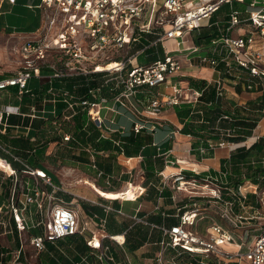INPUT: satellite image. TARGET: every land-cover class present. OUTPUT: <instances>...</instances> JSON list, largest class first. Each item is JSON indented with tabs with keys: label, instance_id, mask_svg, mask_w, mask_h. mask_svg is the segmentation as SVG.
<instances>
[{
	"label": "built area",
	"instance_id": "built-area-1",
	"mask_svg": "<svg viewBox=\"0 0 264 264\" xmlns=\"http://www.w3.org/2000/svg\"><path fill=\"white\" fill-rule=\"evenodd\" d=\"M246 2L247 0H41V28L35 36L23 39L20 43L17 51L21 57L20 68L13 76L0 80V92L17 88L19 96H23L30 92L29 82L42 77L51 81L86 77L90 74L118 73L125 88L123 94L113 102L101 99L99 102L81 103L88 109L92 122L102 130V108H108L110 103L126 107L128 102L132 106L136 95L144 88L154 90L170 84V95H156L146 100L148 109L155 116H160L167 108L182 104L198 105L204 92L191 87L184 88L181 80L176 79L185 71L186 66L210 67L224 75L233 85H241L247 92L256 91L264 84V0H249L245 14L232 10L226 33L208 47L195 46L193 38L189 37V34L209 27L212 18L223 6L232 7ZM236 28H240V31L233 35ZM157 29H163L157 42L175 43L173 52L165 48L164 59L149 66H135V59L129 58L125 62L116 63V67L110 70L109 66H101L98 62L102 59L112 60L116 52L136 43L139 35L152 34ZM52 52H56L62 59L60 68L47 64ZM194 55L196 57L192 58ZM100 67L107 70L99 71ZM45 69L49 76H44ZM124 72L125 77L122 76ZM223 82L222 79L216 82L217 99L225 96ZM67 103L73 110L74 104L69 101ZM38 113L45 112L34 106L25 117L36 119ZM14 115L22 116L18 108L7 107L0 112V125L7 128L8 120ZM155 130L156 125L148 128L147 124L141 122L135 123L133 127L135 134ZM227 136L233 137L234 132L228 131ZM70 138L66 135L64 141L68 142ZM263 140L264 135L253 132L242 143L209 141L207 147L201 146L198 151L205 154L216 149H227L230 153L240 148L250 150ZM87 152L91 154V150L87 149ZM0 159L13 169L9 173L0 165V239L13 234L20 238L14 249L5 248L0 241V264H40L38 261L32 262V259H37L46 252L48 244H56L71 237L83 238L93 252L100 254V259L103 254L110 253L112 243L123 248L125 234L122 235V241L117 240V236L107 235L104 231L105 220L82 218L71 204L58 200L55 195L61 188L53 185L51 177L45 171L34 169L1 143ZM12 162L18 163L21 170L15 169ZM250 165L264 168V155L257 161L250 162ZM92 168L96 169L93 159ZM193 173L200 176L196 171ZM19 174L29 178L22 191L18 188L21 183ZM101 175L102 173L99 177ZM160 176L164 186L171 184L174 201L182 193H187L190 198L203 197L209 199L210 203L221 204L220 218L233 222L237 229H242L246 221L256 223L259 220V224H255V230L246 231L247 234L255 233L250 242L248 238L237 239V236L219 223L211 224L204 234H200L195 228L205 217L198 208L188 210L177 216L178 225L170 228L152 225L168 241L161 244V252L156 254L150 264H177L174 259L166 258L169 249L175 251L177 256H190L198 264H264V177L257 183L246 179L238 188L228 189L214 185L218 180L209 177L188 179L183 170L171 176H165L163 171ZM222 185L226 186L227 182ZM44 186L50 187L51 192L45 191ZM139 189L141 192L132 202L144 194L145 189L138 187ZM224 191L233 192L229 194ZM227 195L231 198L224 200ZM109 201L111 204L95 205H99L107 214L124 215L121 209L115 210L112 203L117 201L123 204L129 201ZM247 201L250 203L247 204ZM235 205L254 211L253 215L247 217L244 213L234 216L232 211ZM203 210L206 212L209 208ZM134 221L136 224L145 223L138 216L134 217ZM37 230L40 232L35 233ZM23 234L28 235L27 244L22 240ZM27 245L32 248L33 254L26 252ZM126 258V263L117 261L114 255H110L109 260L112 264H131Z\"/></svg>",
	"mask_w": 264,
	"mask_h": 264
},
{
	"label": "trees",
	"instance_id": "trees-1",
	"mask_svg": "<svg viewBox=\"0 0 264 264\" xmlns=\"http://www.w3.org/2000/svg\"><path fill=\"white\" fill-rule=\"evenodd\" d=\"M245 4L247 6V2ZM233 6H229V10H236ZM231 11L222 16H217V14H215V17L212 19V25L196 31L192 37L194 45L198 47H208L214 42L219 41L222 35L226 33L225 30ZM220 19H222L224 23L217 26L215 23ZM162 34L163 29H157L152 34L139 35V39L136 42L137 44L135 43L137 45L135 53L139 52L138 55L135 54V59L140 62L139 66H149L159 59H164L166 57V49L161 42H157ZM143 57L145 58L143 59ZM101 77H103V74H95L93 77L79 76L53 79L51 81L47 79L45 83L41 84L38 88L24 94L21 97L22 106L30 104L36 98L40 100L43 98L52 99L51 97L54 96V93L59 94L58 98L54 99L56 103L55 108L59 112V116L33 121L32 124H30L29 118L20 116L19 119L23 120L21 123L23 126L27 127L31 125V127H34L36 130L45 129L46 124L49 126L55 124L63 132V135L57 136L54 140H45L44 144L42 142L31 143L29 140L18 138L13 140V147L19 151L35 150L37 160H41L46 154L47 149H50L52 143L55 145H62L64 137L69 135L71 137L70 141L65 142V148H67L66 153L64 154L62 151L57 153L64 159L76 160L78 163L89 165L98 177L99 174L102 173L99 177L101 181L94 184L101 189V191L110 193L115 191L107 187L111 184L110 180L114 179L115 176L121 175L122 172L118 157L120 155H124L127 158L142 157L143 161L141 162V168L145 176L143 185L148 189V195L158 194L159 192L157 189L161 182L160 173L164 171L167 164L164 159L144 156L142 149L146 147V145L152 144L151 137L134 133L129 137L118 138L115 136L110 139L105 138L90 119L88 109L81 105L83 101L99 102L101 99L114 100L125 91L122 84L118 86L114 82L107 81L106 85L101 84ZM190 86L191 88L193 87V89L202 91L206 85L205 83L200 84L191 81ZM209 87L210 91L207 97L205 98L203 95L202 98L204 99L202 100L204 104L195 106L182 104L180 106H175L176 114L183 124L181 133L189 135L195 140L192 152L197 156V159H201V156L198 154V148L201 146L207 147L209 141L219 142L220 140H227L236 144L246 141L252 136L260 119L264 117V90L262 96L255 102H250L248 104V109H256L259 111L257 118L249 119L237 116V114L232 115L225 111L222 108V99L216 98V86L215 88ZM258 89L262 91V88ZM65 94L67 96H65ZM68 101L74 104L75 108L71 110L67 116L70 119L66 120L67 117L63 116L62 112L68 109ZM243 111L246 112L247 109L245 108ZM28 113L23 114L27 115ZM8 122L11 125H16L18 123L12 119H9ZM228 131H233L234 136L228 137ZM263 146L264 140L256 144L250 150L240 148L230 154V158L226 161L225 166L228 163L231 164V167H234V173L231 174V177H228V183L225 188L236 189L246 179H250L254 183H257L259 179L264 177V168H255L247 161L254 150L260 151ZM87 149L91 150V154L87 152ZM16 154L20 157H27V155L19 152H16ZM49 156H51V151ZM211 156V152L205 155V157ZM92 159L96 169L92 168ZM37 160L36 163L39 162ZM11 164L16 169L14 162ZM33 166L32 167L37 170V167L35 165ZM222 170L226 169L222 167ZM45 172L51 177L50 172ZM184 174L188 179L204 178L203 175L197 176L191 172H184ZM165 192L166 189H164L160 195L165 196ZM58 195V197H63L65 199L61 201L71 204L73 200L71 196L64 194ZM82 208L89 217L95 218L97 221L105 220L106 224L104 229L108 234H111V236L125 234L126 240L122 248L123 255L116 252L114 253L115 259L119 262L124 261V254H127L133 255L132 259H130V263L137 264V261H135L137 259L134 255L138 250L144 247V245L148 243L153 245L156 244V247L153 248L156 250V254H158L161 252V244L168 241V238L164 237L160 230L152 228V225L158 226V223H160V221L156 219L151 218L144 221L145 223H135L133 226L129 227L124 223H119L111 213L107 214L103 208L91 206L86 203L82 204ZM178 224L179 223L175 225ZM149 258L144 256V259ZM166 258L168 260L174 259L177 264H198L188 255L177 256L172 249L167 251Z\"/></svg>",
	"mask_w": 264,
	"mask_h": 264
},
{
	"label": "crops",
	"instance_id": "crops-1",
	"mask_svg": "<svg viewBox=\"0 0 264 264\" xmlns=\"http://www.w3.org/2000/svg\"><path fill=\"white\" fill-rule=\"evenodd\" d=\"M40 5L41 0H0V42L6 39H11L16 40V42L20 44L23 39H28L35 36L41 28L43 22V10L40 9ZM223 23L224 22L222 21V19H220L216 21L215 24L218 26L219 24ZM210 25H212V20L210 22ZM171 44L175 46L174 42H171ZM176 79L181 80L182 86L184 88L191 87V81L200 84L205 83L206 86L202 90L204 92L205 98L210 91L209 86L215 88L216 82L222 79L224 80L223 83L225 89V96L221 100L222 108L232 115L237 114V116L249 119H255L258 117L259 111H257L256 109L251 110L247 107L250 102H255L260 96H262L264 84L262 87H260L262 88V91L258 89L253 92H247L243 86L233 85L230 80H228L226 77L224 78V75H221L218 71H215L210 67H199L198 65H195L191 68L186 66L185 71ZM37 80L38 83L40 82V84H42V81L40 79ZM29 84L28 89L30 91L38 88V86L40 85L35 84L32 85L31 88H29ZM171 93L172 90L170 84H167L165 86V90H147L145 88L141 89L136 95L135 104H133L134 102L132 103V107H134L137 113L133 112L129 108L128 102H126V107H123L120 104L113 105V103H110L108 105V108H102L101 117L103 119V129L99 131L105 138L110 139L115 136H117L118 138H122L129 137L130 135L134 134L133 127L135 123H145L147 124L148 128L156 125V130L154 132L144 131L140 133V135L143 136H150L152 142V144L146 145V147L142 149V152L144 156L161 158L166 161L167 165L164 169L165 176H171L178 173L180 170H183L184 172L196 171L197 173L203 175L204 178L209 177L212 180L220 179V183L223 184L224 181H222L221 176H224V174L226 173L227 175H230L226 170H222V167L226 168L225 163L230 158V151L227 149H216L215 151H208L205 154H201L199 152L198 154L199 156H201V160H196L197 156L191 153V151H193V145H195V140L193 137L181 133L183 124L176 114L175 107L165 109L160 116H155L148 109V103L146 101L147 98L154 97L156 95H170ZM7 94L19 96L17 88H10L7 91H1L0 112L5 110L7 107L16 109L18 108L22 117L25 118V116L30 113L31 107L35 106L34 101H32L30 104L22 106V96L17 97V99H15L16 97L12 99L7 96ZM202 100L204 99H201L200 104H204ZM109 101L113 102V100ZM245 108L247 109L246 112L243 111ZM110 109H113V111ZM44 112L45 113H38V117L36 119L29 118L30 124H32L33 121L46 119L45 114L47 113V111L44 110ZM23 113L28 114L26 115ZM19 117L20 116L18 115H14L10 118L13 121L18 122L16 125H11L9 122L7 128H4L0 125V143L8 147L16 156V152L27 155V157H18L28 162L31 166L35 165L38 170L49 172V168L46 165L48 161L44 159L45 156H43L41 160H37L35 150L19 151L13 147V140L18 138L29 140L31 143L42 142L44 144L45 140H48L49 137L46 136L47 131H45L44 129L36 130L34 127H31V125L27 127L23 126L21 124L23 120H20ZM254 132L258 135H264V117L260 119L259 124ZM210 152L212 153V156L205 157V155ZM49 154L50 149H47L46 155L49 156ZM263 155L264 146L262 147V153L260 154V157ZM36 160L39 162L36 163ZM142 161V157L127 158L124 155H120L118 157V162L122 167L120 177L122 182L127 184L124 188H127V186H129L130 184L137 187L129 191H125V193L133 192L131 194H124L117 197L114 195V192L119 193V191L115 190L111 193L103 192L101 191V189L97 188L94 183L93 184L101 192L113 194L114 198H111L109 200L123 199L125 201H129L125 203H138V207L134 208V210L130 214H125L122 209V206H124L125 203L121 204L117 201L112 203L115 210L121 209L124 213V215L121 216L115 213H111L119 223H124L131 227L135 224L134 217L138 216L144 221L151 218L156 219L160 221V223H158V226L167 228L175 226V224L179 223V218L177 216L182 215L184 212L188 211V208L192 207L196 203L184 205L181 203H177V201H174L172 199L174 193L171 190V184H169L168 186H164L162 179L157 189L159 193L153 195H148V189L145 188L142 183L134 184L130 182V175H132V173L137 171L143 172L141 168ZM14 164L17 170L21 169V166L18 163ZM228 177L229 176L225 177V181H228ZM138 187L145 188V192L142 196L138 197L135 202H132L136 198L137 194L141 192L140 189L138 190ZM43 189L47 192H51L50 187L44 186ZM164 189H166V192L164 194L165 196H161L160 194ZM77 198H80L92 204L98 203L96 200H92L86 195L83 196L82 194L80 196H77ZM109 200L106 199L105 204H111ZM198 201L200 200L194 202L198 203ZM82 204L84 203H81V205H79V208L75 209L81 214V216L83 215L82 218L90 219L91 217H89L83 210ZM207 209L208 207L205 208V210ZM39 232L40 230L35 231V233ZM106 234L111 236V234H108L107 232ZM117 237L118 240H123L122 235H117ZM1 240L2 238L0 239V241ZM155 245L156 244L153 245L151 243H148L135 253L134 257H136L137 259L135 260L137 261V264H150L151 259H143L142 253L145 248L156 247ZM26 252L29 255L33 254V250L29 245H27L26 247ZM115 252L123 255L122 249L113 246L110 250V253L107 255L103 254L102 259H100V254L93 252L91 248L86 245L83 238L76 237L63 240L56 244H48L47 251L42 253L39 258L32 259V262L38 261L40 264H112L109 258L110 255H114ZM126 257H128L130 261L133 255L125 256L124 254L125 263L127 261Z\"/></svg>",
	"mask_w": 264,
	"mask_h": 264
},
{
	"label": "rangeland",
	"instance_id": "rangeland-1",
	"mask_svg": "<svg viewBox=\"0 0 264 264\" xmlns=\"http://www.w3.org/2000/svg\"><path fill=\"white\" fill-rule=\"evenodd\" d=\"M249 0H247V4H248ZM234 9L238 10L239 12H241V14H245V10H246V4L240 5V4H235ZM230 7L229 5H225L223 6L220 11L217 13V16H222L225 15L226 13H229ZM242 29V28H241ZM240 31V28H236V30H234L233 35H237ZM196 32V31H195ZM189 34V37L192 39V37L194 36V33ZM137 44V43H136ZM135 43H131L127 48H125L124 50L120 51V52H116L113 59L112 60H99L98 62L101 63V66H109V65H113L116 63H119L121 61L125 62L126 60H128L129 58H136V55H138V53H135L136 49H137V45ZM164 48L169 49L170 51H174L175 46L171 44V42H164L163 44ZM20 44L16 42V40H11V39H6L3 40L2 42H0V79L5 78V77H10L13 76L17 70L20 68V55L17 53L18 48H19ZM136 54V55H135ZM196 57V55L192 56V58ZM145 57H143L144 59ZM62 59L59 58V56L57 55L56 52H52L51 56L48 58L47 64H50L51 66H55L56 68H60L61 67V63ZM133 64L135 66H139L140 62L138 60H134ZM91 66V65H90ZM147 66V65H145ZM89 67V66H88ZM264 68V67H263ZM44 76H49V74L47 73V69L44 70ZM103 77H101V84L106 85V81L108 82H114L116 85L120 86L121 85V77L120 74L118 73H102ZM94 74H90V75H86V77H93ZM123 77H125V72L122 74ZM42 81V84L45 83V81L47 80L46 77H42L40 79ZM38 83L37 79H33L31 80L30 84H29V88H31L32 85H35ZM40 82L37 84L39 85ZM41 85V84H40ZM39 85V86H40ZM38 86V87H39ZM165 86L163 85L161 86L160 90H165ZM156 89V90H158ZM58 93H54V96L51 97L52 99H48V98H43V99H38L36 98L34 100V105L37 108V110H45L47 111L46 115V119L47 118H54L59 116V112L56 110L55 106L56 103L54 101V99L58 98ZM10 98L14 99V97H16L15 99H17V97L19 96H13L8 95ZM126 102V101H125ZM127 104V103H126ZM200 104V103H199ZM129 108L137 113L134 109V107H132L131 105H129ZM75 107L73 106V109ZM71 108L68 107V109L64 110L62 112L63 116L67 117L69 115V112H71ZM70 118H66V120H69ZM48 123V122H47ZM45 131H47L46 136H49L48 139L49 140H54L57 136H62L63 132L60 130V128L58 126H56L55 124H53L52 126H49L48 124L45 125ZM65 142H63L62 145H55L54 143L51 144L50 146V151H51V156H47L46 154L44 155V159L48 161V163L46 164L47 167L49 168V172L51 174V178H52V183L53 185H56L57 187L61 188V191H59L55 197L59 200H65L63 197H58V194H64V195H68L71 196L73 198L71 205L72 207L75 208H79V205H81V203H86L89 204L91 206H95V207H99L101 208L99 205H95L92 203H88L80 198H77V196H80L81 194L84 196L86 195L88 198L92 199V200H96L98 202V204H105L106 203V199L103 198L102 196L98 195L96 192H94L91 188H89L88 186L84 185L82 183V181L84 179H87L93 183L96 182H100V178L98 176L95 175V173L92 171V169L89 167V165L87 164H81L78 163L76 160H68V159H64L63 157H60V154L57 152H63L64 154L66 153L67 148H65ZM60 150V151H59ZM191 153L194 155V153L191 151ZM262 153V149L260 151H255L250 155V157L248 158V162H252V161H257L260 158V154ZM196 158V157H195ZM196 160H201V159H196ZM225 168V167H224ZM226 171L230 174L227 176L231 177V174L234 173V167H231V164H227L226 165ZM21 169H18V171H20ZM122 171V170H121ZM193 173V172H191ZM201 175V174H200ZM19 181L21 182L19 185V190L22 191L21 189L23 188L24 183L29 180V178L23 174H19L18 176ZM222 181H224V183H228V181H225V176H221ZM220 179H218V182H214V185H218L220 187H225L223 186L220 181ZM57 182V183H56ZM103 182V181H102ZM130 182L134 183V184H139V183H144L145 182V176L143 172L137 171L132 173V175H130ZM110 185L107 186L108 188H112L114 190L119 191L118 192H114L115 196H121L124 194H131L133 192H126L125 191H129L133 188H137L135 185H131V186H127L126 187V183H123L121 180L120 175L119 176H115L114 179L110 180ZM10 184V183H8ZM227 186V185H226ZM213 187V186H212ZM229 189H233V188H229ZM225 193L232 194L233 191H224ZM228 196V195H227ZM224 196V200H227L228 198H231L230 195L227 197ZM194 202V201H197ZM177 203H181V204H193L196 203V206H192L190 208H188V210H193L195 208H198L201 210L202 216L205 217L204 219H201L198 226L195 228V231L200 233V234H204L205 233V229L210 226L213 223H219L221 224L223 227H225L226 229H228L229 231H231L235 236H237V239L243 238V239H249V242L252 240V237L255 235L254 232H251L250 234H247L246 231H253L256 229L255 224H259V220L256 221H246L243 225H242V229H237L234 226L233 222L227 221V220H222L220 218V209L222 208L221 204H214V203H210L209 199H203V197H199L196 196L194 198H190V195H188L187 193H182L177 195V199H176ZM250 201H247V204H249ZM138 207V203H125L124 206H122L123 211L125 212V214H130L134 208ZM208 207L209 210H207L206 212L203 210L204 208ZM252 210L247 209L244 210L242 209V207H239L238 205H235L233 208V215L237 216V215H241L246 213L247 217H250L253 215ZM83 216V215H82ZM250 223V224H248ZM242 232V233H241ZM27 236L26 234L22 235V240L24 243L27 244ZM250 236V237H249ZM20 241V238L18 237V235L13 234V235H8L6 237H2V245L5 248H10V249H14L16 246H18V243ZM15 244V246H14ZM113 246H115L116 248H118V246L115 243H112ZM1 245V244H0ZM153 247H147L144 249L143 253H142V258L144 259V256H147L149 259H153L156 255V250ZM10 251V250H8ZM151 263V261H150Z\"/></svg>",
	"mask_w": 264,
	"mask_h": 264
},
{
	"label": "bare ground",
	"instance_id": "bare-ground-1",
	"mask_svg": "<svg viewBox=\"0 0 264 264\" xmlns=\"http://www.w3.org/2000/svg\"><path fill=\"white\" fill-rule=\"evenodd\" d=\"M114 67H116V65L115 64H113V65H109V69L108 70H110V69H113ZM104 70H107V69H104L103 67H100V69H99V71H104ZM0 165L2 166V168L3 169H5L7 172H11L13 169L11 168V166H9L8 165V163H4V162H2L1 161V159H0ZM82 183L84 184V185H86V186H88L89 188H91L93 191H95V192H97V194H99L100 196H102V197H104V198H106V199H111V198H114V195L113 194H110V193H103V192H101L100 190H98L97 188H96V186L93 184V182H91V181H88V180H83L82 181ZM125 201V200H124ZM128 201V200H127ZM123 238V237H122ZM117 240H118V237H117ZM120 241V240H119ZM122 241V240H121Z\"/></svg>",
	"mask_w": 264,
	"mask_h": 264
}]
</instances>
